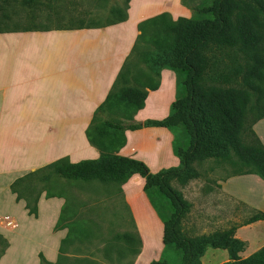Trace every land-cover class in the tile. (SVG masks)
<instances>
[{
	"label": "trees",
	"instance_id": "obj_1",
	"mask_svg": "<svg viewBox=\"0 0 264 264\" xmlns=\"http://www.w3.org/2000/svg\"><path fill=\"white\" fill-rule=\"evenodd\" d=\"M7 2L0 0V5ZM128 2L123 8L111 10L118 22L127 20ZM200 13L211 18L173 19L165 12L138 24L139 36L131 54L86 131L88 141L99 150L100 157L78 163L62 158L17 179L11 191L17 195V201H25L29 215L37 216L42 192L46 198L57 196L50 190L41 191L35 198L26 196V183L30 180L48 182L56 177L66 181H97L115 184L122 192L121 187L139 175L144 179L145 191L158 190L170 203L172 212L164 221L163 243L180 252L179 264H201L208 248L227 251L228 261L222 264H264V246L247 258L239 256L247 245L235 236L239 226L192 238L181 231L190 204L171 183L175 180L185 185L197 179L200 174L194 167L196 162L208 159L232 162L235 157L247 171L234 175L255 174L264 180V145L253 131V126L264 119V0H214ZM6 30L0 28V32ZM132 58L145 67H138ZM165 69L185 73L186 94L172 104L165 119L135 123V116L147 100L146 89L159 88ZM179 126L189 139L187 148L177 150L179 167L153 174L144 162L118 155L126 144L127 130L143 127L172 130ZM66 218L63 210L55 227L69 228L55 264L60 263L64 246L72 239L74 228L64 224ZM258 221H264V213H255L241 226ZM123 238L127 242L134 239L132 235ZM136 241L140 244L139 236ZM41 264L53 263H46L41 257ZM152 264L170 263L159 260Z\"/></svg>",
	"mask_w": 264,
	"mask_h": 264
},
{
	"label": "crops",
	"instance_id": "obj_2",
	"mask_svg": "<svg viewBox=\"0 0 264 264\" xmlns=\"http://www.w3.org/2000/svg\"><path fill=\"white\" fill-rule=\"evenodd\" d=\"M82 1L79 5L86 11L82 16L76 12L71 16L65 12L47 15L45 22L53 21V27H24L0 32V237L7 242L9 234L23 237L17 230L21 228L23 221H27L29 232H45L36 255L41 251L50 263L57 261L61 241L69 233L66 227L55 230L67 202L64 198H46L44 193L39 198L38 217L35 218L29 215L25 201H17V195L11 191V185L26 174L47 168L62 158H67L71 163H78L86 160L83 159L85 155L89 156L88 160L100 157L99 150L88 141L86 131L96 109L112 90L117 76L131 54L139 36L138 24L153 17L140 16L132 20L134 0H129L127 20L124 22L114 19L112 21L115 23L98 25L96 22L86 21L79 23L81 25L77 27H66L67 20L74 16L86 20L98 18L112 5V0H107L105 7L101 5L102 0H96L97 7L90 5L89 0ZM81 10L79 7V11ZM34 14H27V19L38 20L39 17H34ZM169 75L167 70H163L159 88L156 91L146 89V103L150 97L156 95L161 103L167 105L168 112L177 100L174 83L168 81L169 94L165 92ZM134 122L143 124L146 121ZM253 131L264 145V119L253 126ZM147 135L151 138L150 151L145 143L134 141L137 136ZM125 136L127 141L119 150V156L140 160L149 168H152L155 161L158 163L155 168L160 170L173 168L174 165L167 163L168 153L175 150L172 130L143 127L136 131L127 130ZM149 153L154 154L153 159L148 157ZM139 177L134 175L121 187L125 205L133 215L135 231L141 240V253L139 251L137 258L144 249V237L136 221L135 207L131 201L136 197L132 196L129 188L131 181H136ZM242 181L262 184L255 174L231 175L218 181V196L222 202L244 207V199L236 189V184L239 185ZM142 203L145 210L153 213L144 198ZM249 203L245 208L250 206L256 209V205ZM18 207L23 213L20 219L15 212ZM263 208H260L259 212L264 213ZM219 212L225 214L223 208L219 209ZM70 216L68 214L67 219ZM5 218L16 222L17 228H4L2 222ZM154 218L162 227L160 221ZM72 221L70 219L64 224H71ZM256 225H264V221L247 226L240 225L235 233L236 238L249 243V239L241 237L240 232ZM28 240L31 241L30 238ZM244 252L239 254L243 259L251 255L243 256ZM223 260L227 262L228 258Z\"/></svg>",
	"mask_w": 264,
	"mask_h": 264
},
{
	"label": "rangeland",
	"instance_id": "obj_3",
	"mask_svg": "<svg viewBox=\"0 0 264 264\" xmlns=\"http://www.w3.org/2000/svg\"><path fill=\"white\" fill-rule=\"evenodd\" d=\"M89 1L90 5L97 7L96 0ZM126 1L112 0L111 7L107 12L104 10L102 16L86 20L80 17L86 12L83 6L79 5L83 2L82 0H8L7 3L0 5V28L3 30L24 27L47 29L53 27L54 23L51 20L46 23L45 17L47 15L53 16L54 13L58 15V12L69 13L70 16L73 12L80 14V16H74L69 21L67 20L66 27H77L81 25L79 23L86 21L106 25V23L117 18L110 14L111 10L118 7L123 8ZM213 1L134 0L131 18L135 20L140 16L155 17L166 12L174 18L209 19L211 16L204 15L200 11L210 6ZM106 2L107 0H102L101 5L105 7ZM79 7L82 8L81 11H79ZM31 12L35 13L34 17H39L38 20L27 19V14ZM4 15L8 19H4ZM132 62L138 67H145L137 58H132ZM165 70H167V74H170L166 81L165 92L169 94V82L174 83L177 90V99L182 98L186 94L183 86L185 73ZM170 113L171 106L168 112L167 105L161 103L154 95L148 99L146 107L137 113L134 120L137 122L156 118L161 120L165 119ZM172 132H174L173 147L175 150L168 153L167 163L170 166L174 165L172 167H179L180 159L177 150L178 148H187L189 139L181 126L172 129ZM134 141L140 144L145 143L148 151L152 148L151 138L148 135L137 136ZM88 157L85 155L83 159L88 160ZM148 157L153 159L154 154L149 153ZM175 158L176 163H174ZM157 165L158 163L155 161L152 168L148 167L151 173L158 174L162 171V169L155 168ZM194 167L200 174L197 179L191 180L185 185L175 180L171 183L172 187L179 191L190 204V209L181 223V231L185 236L192 238L211 235L217 231H225L235 225L240 226L249 217L259 212L260 208L264 207V180L260 177L258 178L262 182L261 185L250 182L251 180L242 181L239 185L236 184L237 192L244 199L245 205H248L249 202L253 203L256 205V209H252L250 206L245 208V205L240 207L231 202H222V199L218 196L220 192L218 181L241 171H247V168L238 162L235 157H233L232 162L208 159L196 162ZM42 175L43 173L39 176ZM133 181H131L129 191L133 197H136L131 201L135 207L136 221L142 229L144 237V249L139 258H137V255L139 251L141 253V242L138 244L136 241L138 235L135 231V220L125 205L123 194L115 184L106 185L97 181H66L56 177H52L48 182L30 180L26 183V196L28 197L35 198L41 191L50 190V192L57 195V198H64L67 202L64 211L67 217L68 214L71 215L69 219H66L67 221L73 220L71 224L69 223V226L72 225L74 230L72 239L64 246L65 251L59 264H152V262L159 260H165L170 264L180 263V252L173 246H165L163 243L164 221L170 217L172 212L170 203L158 190L145 191L143 178L139 177L136 181ZM44 193L42 192L41 195ZM59 195L61 197H58ZM143 198L149 203L153 213L145 210L142 203ZM222 208L225 210V214L219 212V209ZM20 211L21 208L19 207L15 211L19 219L23 214ZM34 217L37 218L38 216ZM154 217L160 221L162 227L156 223ZM27 224V221H23V225L17 230V233L23 237L9 234L8 242L0 237V264H41V257L45 259L46 263H50L41 251H39L38 256L36 255L40 248L39 242L44 238L45 232H29ZM125 235H132L134 238L132 242L125 241L123 238ZM240 235L250 241L246 245L243 256L253 254L264 245V225L244 229L240 232ZM29 238L31 241L28 240ZM225 258H228L227 251L209 248L201 259V264H222L225 263V260H223Z\"/></svg>",
	"mask_w": 264,
	"mask_h": 264
},
{
	"label": "built area",
	"instance_id": "obj_4",
	"mask_svg": "<svg viewBox=\"0 0 264 264\" xmlns=\"http://www.w3.org/2000/svg\"><path fill=\"white\" fill-rule=\"evenodd\" d=\"M2 226L8 229H16L17 223L14 222L13 220H10L9 218H5L2 222Z\"/></svg>",
	"mask_w": 264,
	"mask_h": 264
}]
</instances>
